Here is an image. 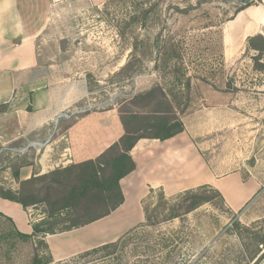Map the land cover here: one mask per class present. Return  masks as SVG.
Returning a JSON list of instances; mask_svg holds the SVG:
<instances>
[{
  "label": "rangeland",
  "instance_id": "obj_1",
  "mask_svg": "<svg viewBox=\"0 0 264 264\" xmlns=\"http://www.w3.org/2000/svg\"><path fill=\"white\" fill-rule=\"evenodd\" d=\"M245 3L251 8L237 14ZM262 18L264 0H54L38 39L40 72L52 86L84 91V112L125 109L159 85L180 118L211 117L213 164L264 175V74L247 48L250 36L264 33ZM13 157L0 153V186L18 188L5 173L19 165ZM176 202L156 191L145 202L155 225L136 227L112 254L58 262L43 241L26 242L4 225L0 264H32L35 254L46 264H264V190L251 204L255 221L245 211L233 215L217 197L164 221Z\"/></svg>",
  "mask_w": 264,
  "mask_h": 264
},
{
  "label": "crops",
  "instance_id": "obj_2",
  "mask_svg": "<svg viewBox=\"0 0 264 264\" xmlns=\"http://www.w3.org/2000/svg\"><path fill=\"white\" fill-rule=\"evenodd\" d=\"M53 2L0 0V108L5 107L0 112V153L15 156L21 164L18 182L96 159L125 133L118 108L80 112L84 91L60 89L43 80L38 39L49 25ZM260 24L264 27V18ZM210 118L205 112L182 117L184 132L167 140L138 141L131 152L136 169L121 181L125 200L119 208L85 227L39 235L33 242L43 241L53 261H65L115 242L143 224L144 202L151 191H161L169 199L203 186L220 192L233 215L245 211L247 219L255 221L251 204L264 190V175L224 173L225 164H213L206 141ZM12 171L5 168L18 186ZM36 211L0 197V228L8 225L31 235L41 220L35 218Z\"/></svg>",
  "mask_w": 264,
  "mask_h": 264
},
{
  "label": "trees",
  "instance_id": "obj_3",
  "mask_svg": "<svg viewBox=\"0 0 264 264\" xmlns=\"http://www.w3.org/2000/svg\"><path fill=\"white\" fill-rule=\"evenodd\" d=\"M251 6L252 4L245 3L236 13L239 14ZM247 44L248 51L255 53L252 56L254 70L264 74V33L250 36ZM126 103L127 108L119 109L124 135L96 159L72 164L22 182H18L19 164L13 173L18 188L0 186L1 198L19 203L24 209L39 206L43 208V218L33 225V234L15 232L20 239L30 242L39 235L69 232L109 216L124 203L121 181L136 169L131 152L138 141L167 140L185 130L166 92L159 85L133 96ZM4 109L5 107L0 108V112ZM155 192L151 191L150 195ZM159 192L160 196L168 201L165 194ZM216 197L226 205L221 193L208 186L182 193L175 197L178 202L168 209L169 214L164 221L181 219L201 205L212 203ZM145 202L144 223L155 225L152 221L153 215L149 213ZM166 205H169V202H166ZM134 229L115 242L82 253L83 256L99 251L114 253L126 235ZM40 244L47 249L44 242ZM32 264L46 262L43 263L39 254H35Z\"/></svg>",
  "mask_w": 264,
  "mask_h": 264
},
{
  "label": "built area",
  "instance_id": "obj_4",
  "mask_svg": "<svg viewBox=\"0 0 264 264\" xmlns=\"http://www.w3.org/2000/svg\"><path fill=\"white\" fill-rule=\"evenodd\" d=\"M80 112H84V110L83 111H80Z\"/></svg>",
  "mask_w": 264,
  "mask_h": 264
}]
</instances>
